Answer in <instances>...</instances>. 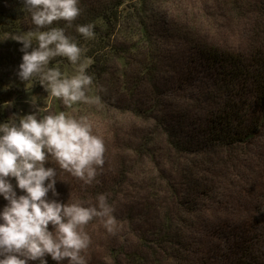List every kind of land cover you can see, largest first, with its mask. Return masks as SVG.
Returning <instances> with one entry per match:
<instances>
[{
	"label": "rangeland",
	"instance_id": "1",
	"mask_svg": "<svg viewBox=\"0 0 264 264\" xmlns=\"http://www.w3.org/2000/svg\"><path fill=\"white\" fill-rule=\"evenodd\" d=\"M121 1L105 71L88 92L101 103L69 108L35 79L15 99L0 97V122L33 111L34 99L47 110L41 116H84L104 140V164L91 185L54 160L46 165L57 169L61 202L96 205L106 194L114 208L115 234L99 219L85 226L88 264H235L252 227L260 230L252 247L264 262V133L242 150H211L195 141L204 134L208 110L220 102L207 92L221 79L200 52L249 58L254 48H264V0ZM21 57L3 55L12 64ZM64 71L74 74L69 62ZM5 204L0 198V208Z\"/></svg>",
	"mask_w": 264,
	"mask_h": 264
},
{
	"label": "clouds",
	"instance_id": "2",
	"mask_svg": "<svg viewBox=\"0 0 264 264\" xmlns=\"http://www.w3.org/2000/svg\"><path fill=\"white\" fill-rule=\"evenodd\" d=\"M34 29L13 34L22 45L17 76L39 85L51 97L72 107L80 103L100 104L101 97L89 96L94 77L88 72L93 63L66 29L81 15L80 0H22ZM65 22L63 27L54 23ZM95 25H76L85 40L95 39ZM56 57L66 58L74 74L67 76L50 67ZM8 104H11L9 102ZM33 111L0 122V264H88L84 253L91 238L85 226L99 219L109 234H115L117 220L106 194L96 205L61 202L55 185L57 169L46 167L54 160L60 169L91 185L104 164V140L94 135L86 117L60 111L41 116L46 109L30 103ZM16 117V115H13ZM14 181V183H13ZM18 192L20 194H18ZM51 193V197L49 196Z\"/></svg>",
	"mask_w": 264,
	"mask_h": 264
},
{
	"label": "trees",
	"instance_id": "3",
	"mask_svg": "<svg viewBox=\"0 0 264 264\" xmlns=\"http://www.w3.org/2000/svg\"><path fill=\"white\" fill-rule=\"evenodd\" d=\"M122 2L121 0H109L88 4L80 0L81 15L73 22L70 29H66L67 35L85 40L76 32L75 26L88 23L95 25V39L86 40V45H84L87 49L85 55L93 61L88 72L95 77L94 83L105 71L106 65L102 61L107 53L104 52L111 47V38L119 25L118 16L123 11ZM128 11L131 12L133 9L128 7ZM64 24L65 22L60 21L54 23L53 26L63 27ZM33 29L34 25L31 23L29 13L23 7L22 0H0V52H10L0 53V56L2 54L0 57V97H7L8 101L28 91L29 88H26L28 82L22 83L17 79L16 73L21 61L12 64L9 59L3 58V55L6 57L19 54L20 48L15 47V41L11 40V36ZM78 45L83 47L81 42ZM200 55V59L206 61L207 66L214 69V73L221 79L219 85V81L215 79L216 83L212 91L207 92V94L213 92L218 94L217 98H220V102H214L213 107L208 110V123L204 134L201 138L196 136L195 141L199 140L196 142L198 145L200 143L211 150L217 148L242 150L255 137L258 138L264 133V48H254L249 58L214 49L206 50L204 53L201 51ZM67 63L66 58L56 57L49 66L58 67L64 74V67ZM34 81L35 79L32 83ZM193 143L191 142L190 145ZM246 230L249 235L239 245L241 250L235 264H264L263 255L255 252L252 247L255 242L253 239H257L256 236H259L260 230L254 227ZM179 261L182 262L181 259Z\"/></svg>",
	"mask_w": 264,
	"mask_h": 264
}]
</instances>
